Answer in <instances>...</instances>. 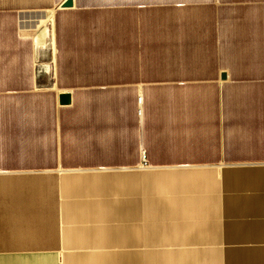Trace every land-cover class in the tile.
Instances as JSON below:
<instances>
[{
  "label": "crops",
  "instance_id": "crops-1",
  "mask_svg": "<svg viewBox=\"0 0 264 264\" xmlns=\"http://www.w3.org/2000/svg\"><path fill=\"white\" fill-rule=\"evenodd\" d=\"M65 1L0 0V264H264V0Z\"/></svg>",
  "mask_w": 264,
  "mask_h": 264
},
{
  "label": "rangeland",
  "instance_id": "rangeland-1",
  "mask_svg": "<svg viewBox=\"0 0 264 264\" xmlns=\"http://www.w3.org/2000/svg\"><path fill=\"white\" fill-rule=\"evenodd\" d=\"M48 36L47 38L44 40L45 41V44L44 46L41 47V50H42V56L40 57L39 55V59L37 61V69L39 70L38 73L40 74V80L41 82H44V83H51V75H52V72L53 70H51V68H47V71L44 70V64H49V65H53L54 64V55H55V44H54V38H53V33H52V30L50 29L49 32H48ZM49 71V72H48ZM51 71V73H50ZM146 168V167H144ZM146 170V169H145ZM93 172V171H92ZM90 172V173H92ZM95 172H98V171H95ZM108 172H111V173H119L121 172V170H108V171H99L98 173H108ZM170 246V245H169ZM183 247H188V245H183V243L180 244H177L174 246V249H184ZM165 248V246H164ZM173 249V248H171ZM173 249V250H174ZM57 264H63L62 263H57Z\"/></svg>",
  "mask_w": 264,
  "mask_h": 264
},
{
  "label": "water",
  "instance_id": "water-1",
  "mask_svg": "<svg viewBox=\"0 0 264 264\" xmlns=\"http://www.w3.org/2000/svg\"><path fill=\"white\" fill-rule=\"evenodd\" d=\"M73 4V1L72 0H66L64 3H63V6L64 7H69ZM60 102L62 104H68L70 101H71V97L69 94H61L60 95Z\"/></svg>",
  "mask_w": 264,
  "mask_h": 264
}]
</instances>
